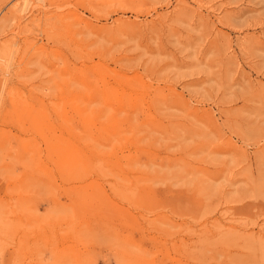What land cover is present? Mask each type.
I'll list each match as a JSON object with an SVG mask.
<instances>
[{
    "label": "rangeland",
    "instance_id": "1",
    "mask_svg": "<svg viewBox=\"0 0 264 264\" xmlns=\"http://www.w3.org/2000/svg\"><path fill=\"white\" fill-rule=\"evenodd\" d=\"M0 264H264V0H0Z\"/></svg>",
    "mask_w": 264,
    "mask_h": 264
},
{
    "label": "bare ground",
    "instance_id": "2",
    "mask_svg": "<svg viewBox=\"0 0 264 264\" xmlns=\"http://www.w3.org/2000/svg\"><path fill=\"white\" fill-rule=\"evenodd\" d=\"M68 6V5H67Z\"/></svg>",
    "mask_w": 264,
    "mask_h": 264
}]
</instances>
